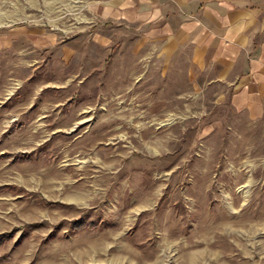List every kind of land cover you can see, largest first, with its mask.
I'll list each match as a JSON object with an SVG mask.
<instances>
[{
    "label": "rangeland",
    "instance_id": "obj_1",
    "mask_svg": "<svg viewBox=\"0 0 264 264\" xmlns=\"http://www.w3.org/2000/svg\"><path fill=\"white\" fill-rule=\"evenodd\" d=\"M47 1L0 0L7 28L57 36L0 45V264H264V115L144 26L97 41L80 3Z\"/></svg>",
    "mask_w": 264,
    "mask_h": 264
},
{
    "label": "crops",
    "instance_id": "obj_2",
    "mask_svg": "<svg viewBox=\"0 0 264 264\" xmlns=\"http://www.w3.org/2000/svg\"><path fill=\"white\" fill-rule=\"evenodd\" d=\"M53 2L56 0L45 4ZM64 2L80 3L87 20L86 33L97 41L102 40L106 28L144 26L146 38H159L162 50L189 53L190 65L195 68H215V78L230 92L232 109L251 119L264 115V0ZM9 18L7 12L0 14L1 46L10 51H26V46L56 51L55 33L32 22L7 28L13 22Z\"/></svg>",
    "mask_w": 264,
    "mask_h": 264
},
{
    "label": "bare ground",
    "instance_id": "obj_3",
    "mask_svg": "<svg viewBox=\"0 0 264 264\" xmlns=\"http://www.w3.org/2000/svg\"><path fill=\"white\" fill-rule=\"evenodd\" d=\"M148 137V136H147ZM207 167V166H206ZM71 195V194H70ZM85 196V193H81V192H78V193H74V195L71 197V200H81V198H83ZM143 201L144 203H141L140 201ZM136 203H140V204H143L142 206H145L144 204H148L149 203V197H142V199H138L136 200ZM140 206V205H139ZM222 220V218H221ZM230 220V219H229ZM227 221V220H226ZM225 221V222H226ZM223 222V220H222ZM202 223V222H201ZM206 223V222H205ZM224 223V222H223ZM207 224V223H206ZM219 224V223H218ZM222 224V223H221ZM210 225V224H209ZM205 227V225H204ZM201 229V228H200ZM210 229V228H209ZM208 229V230H209ZM202 230V229H201ZM207 230V229H206ZM210 231V230H209ZM208 231V232H209ZM200 232V231H199ZM194 233V232H193ZM197 233V232H196ZM207 233V232H206ZM199 234V233H198ZM209 234V233H208ZM204 235V234H203ZM205 236V235H204ZM207 238V237H206ZM91 242V241H90ZM104 241L100 240V239H94L87 247V249L83 252L84 253V258L89 260V261H92V260H95L94 258H96V256H101L103 254V251H104ZM211 246V245H210ZM122 250V248H121ZM123 252L126 253V254H129L130 256H133V252L129 249V248H123ZM92 254H96L95 255H92ZM194 254V253H193ZM190 256V254H189ZM195 256V255H194ZM196 257V256H195ZM123 259V258H122ZM122 259L120 257H116V258H113L111 259L110 262H112L111 264H122ZM191 258H189L190 260ZM193 259V258H192ZM99 260V259H98ZM194 260V259H193Z\"/></svg>",
    "mask_w": 264,
    "mask_h": 264
},
{
    "label": "trees",
    "instance_id": "obj_4",
    "mask_svg": "<svg viewBox=\"0 0 264 264\" xmlns=\"http://www.w3.org/2000/svg\"><path fill=\"white\" fill-rule=\"evenodd\" d=\"M11 189L10 187H7V186H5L4 188H0V190L1 189H6V190H8V189ZM37 225V224H36ZM90 225V224H89ZM73 227H80V225H79V223H77V222H75V223H73ZM11 232H8V233H3L2 235H0V244L2 243V242H4L5 240H7V239H9L10 238V236H11Z\"/></svg>",
    "mask_w": 264,
    "mask_h": 264
}]
</instances>
